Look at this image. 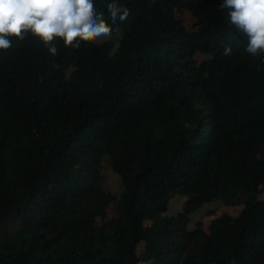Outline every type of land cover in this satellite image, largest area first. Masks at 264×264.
Wrapping results in <instances>:
<instances>
[{
	"label": "trees",
	"instance_id": "obj_1",
	"mask_svg": "<svg viewBox=\"0 0 264 264\" xmlns=\"http://www.w3.org/2000/svg\"><path fill=\"white\" fill-rule=\"evenodd\" d=\"M108 2L95 0L105 18ZM222 2L118 0V38L60 42L55 57L31 35L0 50V264H137L140 243L176 264L175 239L203 235L164 215L176 195L186 218L241 206L201 240L204 264H264V63ZM184 7L196 31L175 17ZM104 158L122 184L109 219Z\"/></svg>",
	"mask_w": 264,
	"mask_h": 264
},
{
	"label": "clouds",
	"instance_id": "obj_2",
	"mask_svg": "<svg viewBox=\"0 0 264 264\" xmlns=\"http://www.w3.org/2000/svg\"><path fill=\"white\" fill-rule=\"evenodd\" d=\"M220 7L228 10L230 26L246 38L244 51L264 63V0H223ZM106 11L107 18L97 12L95 0H0V50L28 35L53 57L59 55L60 42L76 49L82 43H100L119 32L117 21L123 23L130 15L118 0H110ZM223 55H232L231 46L224 47Z\"/></svg>",
	"mask_w": 264,
	"mask_h": 264
},
{
	"label": "rangeland",
	"instance_id": "obj_3",
	"mask_svg": "<svg viewBox=\"0 0 264 264\" xmlns=\"http://www.w3.org/2000/svg\"><path fill=\"white\" fill-rule=\"evenodd\" d=\"M156 0H149L150 3ZM176 19L183 25L187 32H193L198 29V19L193 15L189 7H184L179 10L175 15ZM118 38V36H112L103 41ZM102 41V42H103ZM100 42V43H102ZM196 61L200 62L203 59V55L196 53L194 55ZM101 174L104 177V188L113 197L112 202L108 205L106 218H112L117 215L116 199L122 190V184L120 178L114 173L104 158L101 162ZM184 197L178 195L174 196L168 203L167 210L165 212L166 217H178L177 225L185 228L186 230H192L197 222L200 223L203 235L199 239L193 241H187L183 238L175 239L177 244L184 246L183 251L177 255L176 264H204L199 255V246L201 240L211 232V227L219 225L220 223H231L238 216L241 206H223L220 202H213L210 204H204L196 212L186 217L181 216L182 208L185 202ZM258 200L264 201V189L258 195ZM211 212V213H210ZM210 213V214H209ZM136 255L138 259L137 264H154L153 260H150L147 255V245L140 243L136 248Z\"/></svg>",
	"mask_w": 264,
	"mask_h": 264
}]
</instances>
